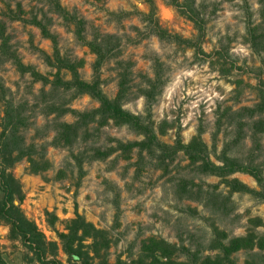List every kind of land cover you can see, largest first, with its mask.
<instances>
[{
    "label": "rangeland",
    "instance_id": "rangeland-1",
    "mask_svg": "<svg viewBox=\"0 0 264 264\" xmlns=\"http://www.w3.org/2000/svg\"><path fill=\"white\" fill-rule=\"evenodd\" d=\"M153 1L163 27L183 37L194 36L191 21L177 12L170 0ZM59 2L85 19L86 37L96 29L119 36L121 51L117 57L133 61L130 86L122 101L128 110L143 112L139 91L145 83L139 73L153 75L152 55L161 61L164 80L151 105V118L161 140L172 142L178 131L181 140L187 142L200 128V137L211 160L218 162L215 154L225 146L228 155L259 164L264 174V102L260 110L250 113L243 109L254 106L260 91L264 94V36L261 35L264 19L257 0H194L204 20L200 42L203 52L154 34H142L144 22L136 12L122 17L109 13L134 7L146 11L143 0ZM17 15H36L46 21L48 29L56 34L59 52L81 58L80 76L90 79L93 53L75 40L72 23L64 22L50 10L47 0H0V23L8 35V48L22 62L32 64L48 77L55 71V66L47 63L40 51L51 52L50 40L33 24L16 18ZM246 21L257 26L254 38L247 33ZM116 67L114 58L100 67V86L108 96L116 92ZM59 73L63 78L69 76L65 69ZM0 83L9 89L3 94L0 90V128L5 99L9 98L23 143H34L37 150L43 145L44 157L49 162L37 172L28 171L24 157L10 167L23 193L21 210L47 239L58 241L55 230H63L74 211L106 230L110 239L106 250L108 262L116 258L128 261L141 255V242L148 236L176 245L172 255L179 259L185 258L183 247L199 255H214L220 254L221 249L209 246L217 241L226 244L229 238L246 233L255 234L254 241L264 237V203L250 193L229 190L217 175L200 172L196 162L190 163L180 150L165 169L156 166L154 159L143 151L144 162L138 174L136 148L127 155L114 150L101 159L90 157L93 147L113 144L110 137L140 138L125 124L109 120L96 130L93 122L87 137L78 136L69 145L51 144L53 124L75 119L71 111L57 114L54 107L77 110L93 107L97 102L88 94L73 96L70 89L33 80L28 72H20L1 55ZM258 119L263 129L254 131L252 123ZM76 153L82 156V174L73 158ZM229 176L257 188L247 173L234 171ZM45 210L57 216L52 224H48L50 215ZM34 255L19 239H9L7 226L0 222L1 260L6 264H41ZM254 255H264V248L239 247L229 253L235 264L254 260L264 264V257ZM55 257L66 263V254L60 246Z\"/></svg>",
    "mask_w": 264,
    "mask_h": 264
},
{
    "label": "trees",
    "instance_id": "trees-1",
    "mask_svg": "<svg viewBox=\"0 0 264 264\" xmlns=\"http://www.w3.org/2000/svg\"><path fill=\"white\" fill-rule=\"evenodd\" d=\"M143 1L147 6L146 11H140L134 7L131 10H111L109 13L110 15H116V17H122L129 12H136L139 14V19L144 22V32L142 31V34H154L160 39L186 46H194L196 50L203 52L200 42L204 32V20L198 6L194 4V0H170L174 4L176 11L191 21L195 29L193 37H183L167 30L158 21L154 1ZM257 2L260 6L262 19H264V0H257ZM47 3L50 10L55 12L64 22L72 23V33L75 40L85 45L93 53L94 57L90 63V79L82 78L78 71L82 59L62 55L57 46L56 34L48 29L46 21L36 17V15H31L30 17L17 15L16 18L33 24L39 29L43 37L50 40L51 52L48 54L41 49L40 51L43 54V59L55 66L52 76L48 77L37 71L32 64L22 62L13 50H9L8 35L4 33L2 23H0V55L4 59L10 60L20 72H28L33 80H39L43 84L49 83L55 88L70 89L73 96L86 93L97 102L95 106L82 110L67 106H55L57 114L71 111L75 115V119L71 122L61 120L53 124L54 134L50 139L51 144L69 145L78 136L85 138L89 135L90 123L94 122V128L98 130L111 120L115 124H125L133 132L139 134L140 138L121 140L116 137H110L109 139L114 141V143L104 147H93L90 157L101 159L114 150H119L124 155H127L133 148H136L137 159L135 163L137 166L135 171L138 174L139 168L144 162L143 151L154 159L156 166L165 169L167 163L180 150L190 163L196 162V167L200 172L217 175L222 178L229 190H240L250 193L264 203V174L259 164L243 162L239 158L228 155L225 146L221 148L219 153L215 154L218 162L211 160L208 157L209 150L200 137V128L187 142L181 140L178 131H176L172 142H165L157 136L151 118V105L164 80L161 77L162 63L157 56L152 55L150 57L153 69L152 76L146 73H139L145 83L139 91L143 97V112L134 113L122 106V101L130 86L133 61L117 57L121 51L118 47L120 43L119 36L112 32H101L96 29L89 37H86L84 33L85 19L82 16L78 15L75 10L66 9L60 4L59 0H47ZM246 26L249 37L254 38L257 26L250 24V21H246ZM259 35L257 34V36ZM261 35L264 36V34ZM110 58H114L117 66L116 92L113 96H108L100 86V67L104 61ZM60 69H65L69 76L63 78L59 73ZM0 90L2 94L9 91L8 87L3 86L1 83ZM263 102L264 94L260 91L259 100L254 106L243 107V109H247L250 113L256 111V109L260 110ZM4 108L3 122L0 128V222L7 226V237L9 239H19L26 244L41 264H235L234 260L229 256L231 251L239 247L250 248L254 245L259 249L264 248V237H257L254 241L255 234L246 233L229 238L226 244L217 241L216 245L209 246V248L218 246L221 249L220 254L199 255L183 247L186 255L184 259H179L177 255H172L176 245L163 238L148 236L141 242V255L130 258L128 261L116 258L114 262H108L106 250L110 239L106 230L96 227L91 221L86 220L82 214L76 211H74L72 217L65 221L63 230H55L58 241L47 239L34 221L26 217L21 210L19 205L23 198V193L20 182L10 170L13 163L22 157L27 160L29 172L45 169L49 162L44 157V146L41 145L40 149L37 150L34 143L24 144L15 124L13 104L9 98L5 99ZM252 128L254 131L263 129L260 119L252 123ZM73 158L79 173L82 174V156L76 153L73 154ZM234 171L249 174L254 179L257 188L248 186L235 176H229ZM178 186L183 188L182 184ZM44 213L50 215V219L47 221L48 224H52L57 218L51 211L45 210ZM58 246L66 254V263L55 257ZM254 256L264 257V255ZM252 262L245 261L243 264H261L259 260ZM0 264L6 263L0 259Z\"/></svg>",
    "mask_w": 264,
    "mask_h": 264
}]
</instances>
